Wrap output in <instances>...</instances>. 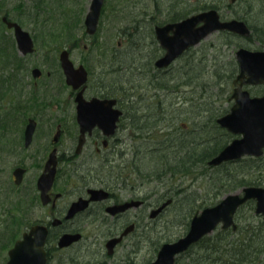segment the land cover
Masks as SVG:
<instances>
[{
    "label": "flooded vegetation",
    "instance_id": "flooded-vegetation-1",
    "mask_svg": "<svg viewBox=\"0 0 264 264\" xmlns=\"http://www.w3.org/2000/svg\"><path fill=\"white\" fill-rule=\"evenodd\" d=\"M236 2L238 0H228L224 6L231 14L232 17H230L225 15L222 8L214 5L212 1H207V4L213 6L204 8L205 0H152L151 2L130 0L125 5V8L130 10V17L133 21L130 34L132 37L128 40L131 44L134 36L138 39L137 42H133L137 52L133 51L132 56L134 53L135 56L128 68L146 74L144 77L146 80L143 83H147V87L141 88L137 83L130 84L137 96H124L125 87L129 86H125L120 77V72L124 68L120 40L111 48H106L102 53L103 59L93 66L87 60L75 63L71 59L70 54L72 48H76L77 37L75 35L66 37L70 43L67 47H61L60 51L68 50L74 65L77 67L81 64L87 71V79L82 85V96L88 102L86 104L88 114L94 115L101 111L103 99L115 100L113 108L118 114L115 128L111 133L105 131L102 128L103 123L97 120L88 123L89 128L81 132V125L77 119L76 95L82 86L73 88L66 83L59 61L60 51L58 65L63 80L62 86L67 91L65 97L53 96L51 100H48L39 96L37 80L42 76L43 70L38 67L41 73L34 77L32 70L37 66L30 68V74L34 79L30 81L32 88L25 97L19 100L10 97L9 90L11 89L7 81L0 85V260L5 259L4 264L10 259V250L18 240L27 242L23 249L22 259L28 263H38L41 255L44 258V264H150L154 260L155 255L152 260L140 263L141 242L146 233L154 228L155 221L173 203V196L180 192L175 194L162 179H155L156 182H153L151 177H140L139 117L144 113H153L151 103L144 107L140 104L144 99L140 95L142 92L150 91L152 79L162 77L161 74H167L177 60H185L184 57L189 53L192 54L193 49L195 50L200 44L185 49L166 67H158L156 61L165 54L166 49L158 39L157 28L179 23L205 10L215 9L220 20H243L249 27L250 33L244 36L225 29L215 30L213 33L232 34L246 38L253 32V29L246 20L239 17L240 15H233L235 12L233 4ZM85 15L82 22L84 34L92 36L90 44L96 46L98 43L95 41L98 39L95 37L100 35L96 32L98 24L93 34L87 33L84 25ZM3 17L8 20L12 19L5 11L0 12V21L6 28V33L12 32L13 41L16 44L13 28L7 27L2 20ZM202 24L201 21L190 27L195 29ZM174 30L175 27L171 26L167 28L166 34L173 35ZM30 35L34 42L33 34L30 33ZM139 36L142 37V43H140ZM60 37L61 35L56 34L52 38L58 41ZM232 46L235 45L232 44ZM33 52L25 55L20 53V55L23 58ZM46 53H49V50ZM7 69L9 68H0V74ZM46 74L49 75V71ZM2 76L5 79L8 77L4 74ZM231 85L233 90L234 79ZM256 87L260 90H253ZM242 88L247 89L251 97L264 93L263 82L254 85L244 84ZM165 91H168V85ZM150 98L154 104V98ZM175 98L170 100V108L174 109V105L179 102L188 104L187 112L197 108L190 120L195 117V126L200 127L201 125L203 128L201 122L204 119L203 100ZM159 100L161 103L157 107L156 112L158 113L161 112L160 106L163 104L161 97ZM217 101L218 98L212 101V104L219 105ZM59 103H62L60 109L62 112L59 113L57 106L55 107L58 113L44 111L49 105ZM226 103V107L219 108L218 106L215 109L214 121L217 127L214 131H206V133L210 132L206 136L208 139L203 141V134H205L203 130L199 131L197 128L194 131L199 134V140L194 138L197 148H203L206 144L211 146L217 144L221 146V150L230 141L241 136L232 133L217 122V118L230 111L235 98L230 94L226 98ZM190 105L195 107L190 108ZM141 111L144 112L141 113ZM164 117L165 115H162L161 121L156 124L144 125L143 130L149 127L147 133L151 135H157L159 129L168 130L166 136L172 138L171 143L174 144L181 137L172 134L176 127L173 123H165L168 120ZM29 123H32L33 127L30 135L27 136L26 129ZM182 125L184 128L188 126L186 123ZM194 132L191 131L190 139L186 131L184 136H187V140H192L193 136H197ZM213 132H217V135L214 136L213 134L216 133ZM81 135L83 141L77 152ZM183 144L186 145L184 141ZM172 146V144L168 146L164 144L158 149L164 147L166 151L172 150L173 152ZM178 146L181 145H175L177 148ZM215 155L206 160L207 170L248 162L242 169H237L234 173H226L230 178L235 177L232 182H235L237 178L240 180L243 178L244 182L250 181L251 161L259 162V169L264 167V161H262L264 149L259 156L243 155L235 160L210 165L209 161ZM168 158L171 159L170 156ZM248 185L250 184L237 185L236 188L242 192V188ZM91 190H99V192L93 195ZM221 198H217L210 205H206L205 198L204 200L201 198L200 209H196L194 214L207 206L217 204ZM168 199L170 202L153 215V211ZM79 201H86L85 206L76 210L72 215H68L71 207ZM251 201L249 199L237 208L234 215L236 223V215L241 210L244 215L251 212ZM257 217L261 219L260 216L257 215ZM219 227L221 226L217 228ZM229 229L236 231L237 226L236 228L229 227ZM43 233L42 253L39 256L37 242L43 237ZM65 235L71 236L66 240H61ZM112 241H114L113 244Z\"/></svg>",
    "mask_w": 264,
    "mask_h": 264
},
{
    "label": "rangeland",
    "instance_id": "rangeland-1",
    "mask_svg": "<svg viewBox=\"0 0 264 264\" xmlns=\"http://www.w3.org/2000/svg\"><path fill=\"white\" fill-rule=\"evenodd\" d=\"M129 1L130 0L104 1L101 10L102 13L98 22V29L96 31L100 35L95 37L98 39L95 41L98 44L93 46L90 44L92 36L84 34L85 32L82 24L90 0H0V12L5 11L8 16L12 20L18 22L24 30L33 34L35 42V52L23 57L22 59V63L24 65L22 71L16 74V77L12 82V86H14L15 89L14 91L9 90L10 97L19 100L29 93L32 88L30 87V81L34 79L30 74V68L33 66H37L43 70L42 76L37 80V84L39 85V96L51 100L53 96L56 98H62L67 95L66 89L62 86L63 80L58 65V53L61 47H67L70 43V41L66 40V37L69 35H75L77 37V40L75 39L77 41L76 48H72L70 54L71 59L75 63L87 60L88 63L93 66H96L97 62L103 59L102 53L106 48H111L112 45H116V42L120 40V46H122V61L124 65L123 71L120 72V77L124 85L130 86V84L133 83L143 84L144 80H146L144 79L146 74H141L136 71H132L131 69L129 70L128 68V65L135 56V53L134 56H132L133 51L137 52L133 42H137L136 40L138 39L134 36L131 44L128 40L129 37H132L130 34L132 33L133 25L132 18L130 17V10L125 8V5H127ZM142 1L151 2L152 0ZM205 1H212L214 5L222 8V12L225 15L232 17L227 11V7H224L228 0ZM233 5V11H235L233 15H240L239 17L246 20L247 24L250 25L252 29L255 28L256 36L253 39H247L245 41L240 40L239 45L231 46L229 48L221 47L220 49L224 48L221 52H219V49H209L206 53L209 60L213 58L217 60L218 63H222L226 59L229 60L232 56L235 58V50L239 46L249 49L264 48V43L259 39V37L264 39V32L263 35H261L259 31L260 29L264 31V0H238V2ZM56 34L61 35V37L58 41L54 42L51 38ZM5 35L6 44L11 42L12 47L14 46L15 51L19 56H21L15 42L13 41L12 32H5ZM215 35L217 34L212 33L207 35L203 41H213L215 40ZM139 40L140 43L143 42L142 37L140 36ZM45 42L48 44L45 45ZM12 47L8 46V49L12 51ZM47 50H49V53H46ZM195 56L196 61H198L199 64H202V58H199L200 56L197 54H195ZM183 61L184 60L180 59L177 60L167 74H161V79L167 82L168 91L159 92L163 102L160 106V113L165 115L168 120L165 123H173L175 125L177 130L173 131L172 134H177L181 137L174 143L173 146L182 145L183 141L187 144V136H184L185 131L186 133L189 131L194 132L198 127L195 126V117L190 120L197 108L189 111V113L187 112L188 104H182L179 102L176 103L174 105L175 108L172 109L170 108L171 105H169L172 98H192L194 101L202 99L203 108H209L210 113L214 114L215 109L218 106L219 108L226 107V98L230 96L232 92V85L225 84L224 90H222L223 84L219 82L217 83V80L214 82L215 79L210 77H207L208 80L206 81L209 85L204 87L202 86V81L196 88L189 85H185L183 88L179 87L185 76L184 73L182 74V71L186 69ZM204 62L207 63V61H203V63ZM212 62L213 61H209L207 65H210ZM11 69L12 68L10 67L2 74L8 75V77L11 76V72H13ZM47 71H49V75L46 74ZM2 74H0V78H3ZM253 90H260V88L256 87L253 88ZM151 92L153 93L152 89L145 93L142 92L140 97L144 99L142 100V103L140 102V104L144 107L146 104L151 103L154 111L155 106L149 95ZM217 98L218 101L216 103L220 104H212V101H215ZM204 101H206L207 104H205ZM55 106L59 107V113L62 112V110H60L62 103L49 105V107L44 111L49 113H58ZM192 107L195 106L190 105V108ZM66 111L68 112V110ZM208 111L204 110V119H202V123H206L208 121ZM183 123H186L188 126L184 128L182 125ZM214 125L216 124L209 122L208 130H216ZM194 133L197 135L195 139L199 140L198 132ZM213 133H216L213 134L214 136L217 135V132ZM208 134H210V132L203 134V141L204 139H208L206 138ZM150 138L151 137L142 136L140 137L139 143L141 153L138 165L140 169V177L144 178H146V176L142 175L141 172H155L163 168V164L160 163L159 158H157V150L154 149H157V147L163 146L164 144L165 146H168L173 140L167 136L152 139ZM188 139L190 138L188 137ZM172 153V150L166 151V157L172 156ZM262 161H264V159ZM247 163L248 162H243L238 165L229 164L218 169L208 168V170L206 169L203 172V175L198 174L195 177L183 176L181 178H162V181H165L167 183L166 186L171 187V190L178 189L181 191L177 195L173 196V203L170 204L165 213L155 221L154 228H152L150 232L146 233V236L142 240L140 248V263L152 260L162 242L167 241L168 239H176L177 237L183 235L186 230V221L189 220L190 214H192L194 209L199 208L198 206L201 202V198H203V200L205 198L204 203L206 205H210L212 202L216 201L217 198H221L227 193L238 192L240 189L234 187L235 182L225 178H223V180L220 179L221 174H225L227 171L234 173L235 170L242 169L244 164ZM255 173L259 174L258 171ZM262 175L264 176V173ZM254 176L255 174L252 173L251 167L249 178ZM151 179H153V182H156L154 178ZM251 210L252 212H247L245 213L246 215L243 213L238 215V223L240 226H244L246 220L251 219L252 213L254 214L253 209ZM256 217L257 215L254 214L253 219L255 220ZM249 222H252V220ZM4 260L5 259H1L0 264H4Z\"/></svg>",
    "mask_w": 264,
    "mask_h": 264
},
{
    "label": "water",
    "instance_id": "water-1",
    "mask_svg": "<svg viewBox=\"0 0 264 264\" xmlns=\"http://www.w3.org/2000/svg\"><path fill=\"white\" fill-rule=\"evenodd\" d=\"M103 2L104 0L90 1L84 19L85 31L89 34H93L97 29ZM2 20L8 28H13L18 51L23 55L33 52L35 47L30 33L24 30L16 21L8 20L6 17H3ZM201 21L203 24L198 28L192 29L190 27ZM171 26H174L175 30L173 35H168L166 34L167 28ZM219 29L230 30L244 36L250 33L249 27L243 20H220L218 12L215 9L205 10L179 23L157 28L158 39L166 49V52L156 61V65L158 67H166L185 49L197 44L201 39ZM235 58L239 66L231 95L235 98V103L231 106L227 114L217 118V122L220 126L241 136L225 145L209 161L210 165H217L227 160H235L243 155L259 156L263 153L264 149V93L260 96L251 97L248 90L242 88L244 84L253 85L264 83V50L239 47L235 51ZM59 61L67 84L73 88H79L84 85L87 79V71L81 64L77 67L74 65L69 57L68 50L63 49L60 51ZM40 73L41 71L38 67L32 70L34 77L39 76ZM82 91L83 86L76 95L78 101L77 119L81 125V132L83 133L89 128L88 123L97 120L103 123L102 128L105 131L111 133L115 128V121L118 114L113 108L115 100L103 99L101 101L103 109L97 114L90 115L86 110V104L88 102L84 100ZM32 127V123H29L26 129L27 136L30 135ZM82 141L83 136L81 135L79 146L76 150L77 152H79ZM91 191L93 195L99 192V190ZM249 199L255 201L254 211L264 219V186H245L242 188V192L228 193L217 204L205 207L198 213H195L189 222L185 234L175 240L163 242L156 253L155 259L150 264H174L175 257L178 254L186 251L189 246L196 243L204 235L209 234L218 225L222 228H236L234 222L235 212L240 205ZM85 202H76L71 207L68 215H72L76 210L83 208ZM169 202L170 199L163 202L152 214H157ZM44 233L42 235L43 237L37 242L39 256L42 253L41 247ZM70 236L65 235L61 240H66ZM114 241L111 243L113 244ZM26 244L27 242L25 240L16 241L10 250V259L6 264H44L43 255L40 256L41 259L38 263H28L22 259L23 249ZM61 245H63V242H61Z\"/></svg>",
    "mask_w": 264,
    "mask_h": 264
},
{
    "label": "trees",
    "instance_id": "trees-1",
    "mask_svg": "<svg viewBox=\"0 0 264 264\" xmlns=\"http://www.w3.org/2000/svg\"><path fill=\"white\" fill-rule=\"evenodd\" d=\"M211 2V1H210ZM213 6L207 4V1H205L204 8ZM256 29H253V32L246 38H242L240 36L232 35V34H226L223 35V33H218L215 35V40L213 41H207L203 42L201 41L198 47L193 50V53L187 54L184 58L185 60L184 65L186 67L185 70L182 71V74L184 73V80H182V83L179 85V87H184L185 85L194 86L195 88L201 84L202 86L209 85L208 82H206L208 79L207 77L215 79L214 82L217 80V83H222L224 90L225 84L231 85L232 80L235 77L237 73V63L235 61V58L232 56L230 59L224 60L222 63H218L217 60L211 58L209 60L206 55L207 51L209 49H220L221 47H231L232 44L239 45L240 40H247V39H253L256 36ZM258 30V29H257ZM261 35H263V30H259ZM6 28L0 21V68H12L13 72L11 76L5 78H0V85H3L5 81L9 83V88L14 91V86H12V82L14 81L16 74L22 71L23 63H22V57L18 55V53L15 51L14 46L12 47V43L9 42L6 44ZM261 42L264 43V39L262 37H259ZM45 40V39H43ZM52 41L55 42L54 38H51ZM48 44L45 42V45ZM261 45V44H260ZM8 46L12 47V51L8 49ZM224 49V48H223ZM200 56L199 58H202L201 62L202 64H199L198 61H196V56ZM46 56V54H45ZM203 61H213L210 63V65L206 62L203 63ZM205 73V75H204ZM203 74V75H202ZM205 76V77H204ZM161 76L156 77L155 79H152L150 81V90H153V93H149L150 97L154 98V105L155 110L152 114L144 113V115H140L139 121H140V127L139 132L140 136H147L152 138H158V137H165L168 130H158L157 135L154 134H148L146 128L143 130L144 125L148 126V124H156L161 121L162 113H158L157 108L158 105L161 103L159 98L161 94L159 95V92L165 91L166 88V82L161 79ZM213 82V83H214ZM216 83V84H217ZM15 84V83H14ZM135 85V84H134ZM139 88L141 87H147V83L143 84H137ZM211 85V84H210ZM127 91V93H126ZM127 97L130 96H137L136 92L133 91V87H125V95ZM205 104L206 101H204ZM204 110L208 111V118L207 122L203 123V128L200 125L198 127V130H203L204 133L208 131L209 122L215 123L214 119L216 117V114H211L209 108H205ZM144 111H141V113ZM214 127H217L214 125ZM157 129V128H156ZM177 129H175L176 131ZM143 133H147L144 135ZM173 133V132H172ZM191 131L188 132L189 138ZM150 135V136H149ZM209 135V134H208ZM196 136L192 137V140H188V143L186 145L182 144L181 146L175 147L172 146L171 149H173V154L171 159L166 157L165 154L166 148H160L154 149L157 150L156 154L158 155L157 158H159L160 163L163 164V168L159 171L155 172H141L142 175L154 178L156 180L162 179V178H181L183 176H191L195 177L198 174H202L206 169L207 165H205V162L207 159H209L211 156L215 155L221 148L220 145L214 144H206L203 146V148H197V144L194 141V138ZM149 139V140H150ZM146 140V141H149ZM172 142V141H171ZM174 145L173 143H171ZM200 149V150H199ZM248 161V160H247ZM251 161V160H250ZM259 162L251 161V167H252V173L255 174L254 177L250 178L249 182H244L243 178L240 180V178H237L235 180V186L237 185H264V176L262 175L264 173L263 168L259 169ZM258 171L259 174L255 173ZM228 173V171L226 172ZM221 174V178L231 180L235 179V177L230 178L228 175ZM229 177V178H227ZM255 178V179H253ZM253 179V180H252ZM224 186V184H223ZM174 193H178L181 190L175 189L173 190ZM201 203V202H200ZM199 207V206H198ZM250 208L254 210V206L250 204ZM241 210V209H240ZM192 211V209H191ZM196 209H194L193 212H195ZM243 210H241L236 215L237 220V230L232 231L231 229H222L217 228L215 231H213L211 234L203 236L197 243L193 244L188 248L184 253H181L176 256L174 264H264V221L260 219L259 217H256L255 220L253 219L254 214L252 213L251 219L252 222H249L250 220H246V223L244 226H240L238 223V215L242 213ZM190 214V217L194 214ZM252 212V210H251ZM250 212V213H251ZM189 217V219H190ZM188 221H186V230L188 228ZM185 230V231H186ZM172 240L168 239L167 241Z\"/></svg>",
    "mask_w": 264,
    "mask_h": 264
}]
</instances>
